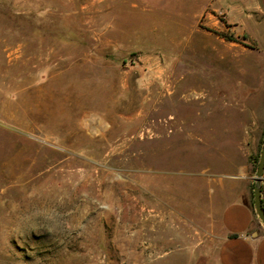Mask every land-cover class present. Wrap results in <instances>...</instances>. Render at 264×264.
<instances>
[{"label": "rangeland", "instance_id": "374dc122", "mask_svg": "<svg viewBox=\"0 0 264 264\" xmlns=\"http://www.w3.org/2000/svg\"><path fill=\"white\" fill-rule=\"evenodd\" d=\"M224 24L226 0H0V264H216L264 139V62Z\"/></svg>", "mask_w": 264, "mask_h": 264}, {"label": "crops", "instance_id": "0c3cea01", "mask_svg": "<svg viewBox=\"0 0 264 264\" xmlns=\"http://www.w3.org/2000/svg\"><path fill=\"white\" fill-rule=\"evenodd\" d=\"M219 29L232 37L233 44L239 40L243 49L254 45L253 52L264 62V0H226V24ZM260 200L264 212V172ZM221 222L225 237L218 246L216 264H264V225L251 195L244 193L227 204Z\"/></svg>", "mask_w": 264, "mask_h": 264}, {"label": "water", "instance_id": "95a60500", "mask_svg": "<svg viewBox=\"0 0 264 264\" xmlns=\"http://www.w3.org/2000/svg\"><path fill=\"white\" fill-rule=\"evenodd\" d=\"M264 172V139L262 143L261 153H260V159L258 162L257 172L256 176L254 178V188H253V206L254 210L256 212V215L264 225V212L262 210L261 206V200H260V184L262 181V175Z\"/></svg>", "mask_w": 264, "mask_h": 264}, {"label": "trees", "instance_id": "16d2710c", "mask_svg": "<svg viewBox=\"0 0 264 264\" xmlns=\"http://www.w3.org/2000/svg\"><path fill=\"white\" fill-rule=\"evenodd\" d=\"M229 39L232 40V37H230Z\"/></svg>", "mask_w": 264, "mask_h": 264}]
</instances>
